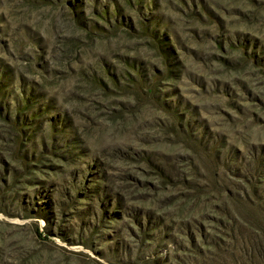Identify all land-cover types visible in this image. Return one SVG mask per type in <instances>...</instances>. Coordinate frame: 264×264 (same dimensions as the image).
Instances as JSON below:
<instances>
[{
    "label": "rangeland",
    "instance_id": "1",
    "mask_svg": "<svg viewBox=\"0 0 264 264\" xmlns=\"http://www.w3.org/2000/svg\"><path fill=\"white\" fill-rule=\"evenodd\" d=\"M0 264H264V0H0Z\"/></svg>",
    "mask_w": 264,
    "mask_h": 264
}]
</instances>
